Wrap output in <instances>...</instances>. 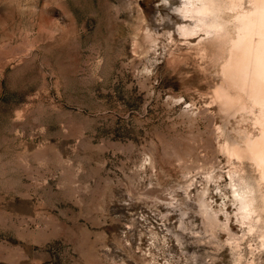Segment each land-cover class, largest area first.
<instances>
[{"label": "rangeland", "instance_id": "374dc122", "mask_svg": "<svg viewBox=\"0 0 264 264\" xmlns=\"http://www.w3.org/2000/svg\"><path fill=\"white\" fill-rule=\"evenodd\" d=\"M180 5L0 0V264H230L224 233L192 232L205 192L242 234L221 146L245 120L220 111Z\"/></svg>", "mask_w": 264, "mask_h": 264}, {"label": "bare ground", "instance_id": "6f19581e", "mask_svg": "<svg viewBox=\"0 0 264 264\" xmlns=\"http://www.w3.org/2000/svg\"><path fill=\"white\" fill-rule=\"evenodd\" d=\"M176 11L183 20L177 26L178 34L197 38L203 50H213L220 74L214 89L220 111L226 118L245 120L240 139H225L221 146L238 165L228 171V185L233 217L242 234L231 229L232 215L224 207L213 208L202 192L196 205L204 229L191 231L192 238L199 244L207 239L206 243L217 247L219 234L224 233L227 237L222 244L230 264H256L259 254H264V0H181ZM180 228L188 230L182 220ZM253 236L259 243L247 246L251 255L247 262L242 245ZM175 239L182 248L183 241L177 235Z\"/></svg>", "mask_w": 264, "mask_h": 264}]
</instances>
